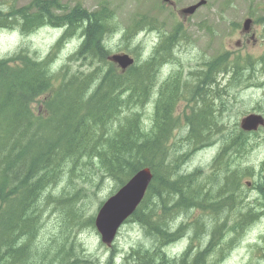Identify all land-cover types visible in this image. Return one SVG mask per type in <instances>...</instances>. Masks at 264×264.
<instances>
[{
	"label": "trees",
	"instance_id": "obj_1",
	"mask_svg": "<svg viewBox=\"0 0 264 264\" xmlns=\"http://www.w3.org/2000/svg\"><path fill=\"white\" fill-rule=\"evenodd\" d=\"M136 16L131 19L124 33L119 32L123 35V40L120 39L123 43L120 50L135 60L123 72L107 59L111 52L106 46L108 39L103 38L111 32L112 23L116 27L118 25L114 22L112 11L104 2L93 11H88L78 4L68 9L57 1L47 0L33 1L23 9L7 13L0 10V21H9L11 27L16 28L19 24L23 34L44 26L61 31L59 40L54 44L56 50L62 49L68 41L76 38L78 47L69 55L68 62L76 64L81 61L79 68L82 69L72 71L69 64L62 67L50 65V55L43 59L37 57L35 52L31 54L24 47L0 57V264H39V253L48 258L52 257V264L56 261V264H101L94 259L80 257L74 251V244L70 239L74 228L85 225L94 228L93 216L82 219L81 211L74 208L76 200L84 195L80 193L82 187L75 188L72 193L63 191L57 195L47 191L63 179H67L68 184L84 181L89 189H98L104 179H109L114 184L111 194L143 167L151 170L153 179L144 201L129 223H136L142 229L150 245L159 243V246L146 250L145 253L149 254L145 255V263L139 261L136 264H231L236 258L235 255L239 254L234 249L235 240L230 235V217L242 220L246 212L252 214L255 210H251L246 203L248 198L227 199L223 186L234 185L238 189L244 177L256 173L252 163L248 164L247 154H250L249 150L264 137L260 133L243 132L218 136V133L205 131L206 133L201 134L191 133L187 139L178 132V136L171 139L175 132L173 127L178 124V119L174 118L172 111L177 96L173 94L161 95L158 98L155 102L158 113H154L153 127L145 128L147 102L152 96V91L149 90H153L150 68L157 69L159 66L156 63L164 61L157 58L161 51L159 47L145 56L139 46L136 48L138 52L133 55L135 46L132 49L129 45L136 42L132 39L138 37L140 32L149 34L152 30H158L155 25L164 24L153 23L155 19L149 14ZM79 31L81 33H78ZM116 33L118 32L113 34ZM161 38H166V34L161 33ZM178 39H186L184 30L178 36L173 35L170 43ZM169 44L165 47L168 48ZM87 60L90 62L84 67ZM205 104L209 105V102L204 100ZM37 105L40 106L38 110ZM222 117L221 115L217 118V125L223 121ZM196 121L192 120L193 124L203 129L206 126H203V123L209 120L202 118L200 114V119ZM215 131H220V128ZM214 135L218 137V140L213 139L218 145V150L211 152V159L205 164H199L189 174L180 172L184 165L183 159L181 155L174 153L180 150L185 156L188 154L184 151L181 141L186 139L188 144L195 145L198 142L203 143L202 139L207 142ZM224 138L241 140L242 145L223 142ZM171 140L173 143L169 145ZM232 148L240 149L233 151ZM196 171H201L197 177L194 176ZM170 172H179L182 175L180 183L172 178L167 184L168 178L163 174ZM188 176L193 180H187ZM217 184L219 187H216ZM200 196L203 198L200 199ZM188 197L193 199L187 200ZM39 199L41 201L37 206ZM195 202L198 205H194ZM48 205L56 209L63 219L59 228L53 230L56 233L51 235L46 243L40 244L38 237L43 228L41 218ZM198 209L201 212L200 217L191 219V215ZM180 223L182 228L178 227ZM199 227L203 231L198 232ZM185 231L188 232L186 236L189 247L184 251V256L180 254L174 258L167 257L165 247L177 239L184 238ZM211 231L216 237L214 246L205 242ZM227 240L232 244L231 247L228 246ZM192 245L195 247H191ZM62 247L65 248L61 249ZM138 247L139 245L132 246L126 253V258H131V251L135 253ZM157 253L160 255L156 256ZM59 254L62 255L61 260H56L55 257ZM138 256L140 251L137 252V259ZM191 256H194V259H190ZM203 260L205 263H202ZM108 262L112 264L110 256L104 264Z\"/></svg>",
	"mask_w": 264,
	"mask_h": 264
},
{
	"label": "rangeland",
	"instance_id": "obj_2",
	"mask_svg": "<svg viewBox=\"0 0 264 264\" xmlns=\"http://www.w3.org/2000/svg\"><path fill=\"white\" fill-rule=\"evenodd\" d=\"M32 1H38V0H0V10L5 11V13L10 11H16L25 8ZM47 1H52V0H47ZM59 1L68 8H72L75 5L79 4L88 11L95 10L100 5V2H105L108 5L109 10L112 11V15L115 19L114 21L115 24L118 25V27H116L112 23L111 32L104 35L103 38V40L108 39L106 46L111 53L118 52L122 47L123 43H121L120 41L121 34H119V32L124 33L131 19L136 15L149 14V16L152 19L163 21V20H167L168 15L174 14V12L175 15L180 16V10L182 8H186L198 3V0H171L174 6L170 7L169 5H164L161 0H59ZM171 8L174 9V12L171 11ZM218 15L226 16L227 20H232L235 22L242 21L243 18H249L250 15H252L253 19L259 22L257 25H251L250 27V32L256 31L259 39H261V41L258 44L254 45L253 41L248 39L247 43H244V45L241 48L237 47L235 45V42L237 40L244 42L245 39L248 38V36L243 33V29L240 28L237 32L229 35L228 47L230 48H225V49L229 51H231L232 49L238 53H241L242 58L239 60V63L241 65L256 64V69H260L264 64V22L260 20L261 18H264V0H205V4L202 5L200 8H198L196 12L193 14V16H191L188 20L190 21V25L193 26L197 25L198 24L197 22H205L206 28H209L211 30L212 23L216 21L215 16ZM178 19L181 20V18ZM17 25H16L17 28L11 27V22L0 21V57H3L7 54L14 52L19 47H24L27 48L31 54L35 52L37 57L43 59L47 58L48 55H50L49 58L50 65L56 67H62L65 64H69L72 71L81 69L79 68L81 61L76 64H70V62H68V57L71 54V51L74 50L77 45L76 41L66 44L62 49L56 50V47L54 49V44L61 35V31H59L58 29H54L50 26H44L42 28L33 29L32 31L29 32H24L23 34L19 29L21 28L20 25L19 24ZM108 27H109V23H108ZM114 32H118V33L113 34ZM205 36L207 37V39H210L207 33L205 34ZM195 39L200 40L202 39V37L200 35H195ZM132 40L136 41L135 47L137 48V46H139V48H141L142 53L145 56H147L150 47L152 45L151 34L140 33L138 37H135ZM133 46H134V42H131L129 47L132 48ZM136 48L132 50L133 55H135L136 52H138L136 51L137 50ZM220 49L222 48H220V45L218 43V46L214 51V54L217 50ZM209 50H212V47ZM224 51L225 50H223L222 53H224ZM260 62L262 65L259 64ZM85 65H87V62L84 63V67ZM183 66H184L183 70L187 69L188 63H184ZM173 77H170L169 81H172ZM251 78L256 80H264V76H259V73H255L254 75H252ZM153 89L159 91L160 88L155 86L153 87ZM238 90L239 89L235 91V96L237 98V96L239 95V98H241L243 100L242 102H244L245 94L244 93L239 94ZM161 95H168V94L158 93L154 98H152L151 96V98H149L147 102L148 105L150 107L155 106L156 105L155 102L158 101V98ZM247 97L253 102H256L258 100L264 99V92L254 91L250 94H247ZM196 98H199V96H197ZM217 104L218 102H215V106H217ZM148 105L146 109V116L149 115ZM39 108L40 106L37 105V110ZM236 119H234L233 123L236 121ZM192 120L196 121L195 119ZM222 122L223 124L228 126L227 118H224ZM146 123L149 124V119H147ZM233 123L232 126L234 125ZM180 124L181 122H179L176 125L177 128L174 127L175 132H173L171 139L177 137L178 132H181L179 127ZM187 130L189 131L188 135H191L192 133L191 127L182 130L181 133L184 138H185L184 133L186 132L185 134L187 135ZM229 132L230 129L226 128L222 132L218 133V136H223L224 134H227ZM259 133L264 137V129ZM213 139L217 140L218 137H215L214 135L208 141H211ZM202 141L203 143H205L204 139H202ZM181 142L184 151L187 152L188 154L186 158L183 160L184 166L180 169V172H187V173L193 172L194 169L199 164L202 163L204 164L206 161L210 159L208 158L209 149H210L209 147H206L199 143L195 145L188 144L185 139L182 140ZM213 145H215L216 147V144H212L210 146L212 147ZM174 154L182 155V157L184 155L183 153H181L180 150L175 151ZM250 155H252V157ZM263 155H264V143L255 144L253 148L250 150V154H249L250 163L248 162V164L251 165V163L253 162L254 165H257ZM169 175L170 173H167L166 177H168ZM186 179L189 180V178ZM76 182L77 183L72 182L68 184L67 179H63L54 188H51L47 192H51L54 195L60 194L63 191L72 193L75 188L82 187L80 193L84 195L79 200H76L77 203L74 205V208L76 210L81 211L82 219L86 218L89 215L94 216L99 202L105 199L108 195H110V192L114 187L113 182L109 179H104L101 186L98 189H89L88 184L85 183L84 181H76ZM168 183L169 182H167V184ZM216 187H219V184ZM223 187H224L223 188L224 191L228 189L227 188L228 186H223ZM40 201H41L40 199L37 201L38 202L36 204L37 206H39ZM47 209L48 210H45L43 212L41 218L43 228L40 231V238H42L43 242L47 241V239H49L51 235L56 233L55 231L52 230L56 228L58 229L63 219L62 215L56 209L52 208L51 206H49V208ZM192 219L195 218L192 216ZM178 227H181V225L178 224ZM187 234L188 232L185 231L184 232L185 237L183 236L184 238H182L179 242L173 245H169L165 249L167 251L166 252L167 257L174 258L184 253V251L189 247V245L187 244L188 242V236H186ZM70 239L74 244V249H75L74 251L80 257L94 259L97 263L105 262L109 257V255L111 254H114L113 259L115 260V263L113 262V264H123V262L127 263L129 259L126 258V256H128L126 255V253L130 251L132 246L135 247L137 245L143 246L142 248H144V250L140 252V256L138 259H135L136 256L135 253L132 254V263L136 264L139 263V261H143V260L146 261L145 258L146 250L154 249V247L159 246V243H154V244L152 243L151 244L152 247H151V245H149V242L146 240L145 236L143 235L142 229L136 223H132V222L126 226H123L120 229V233L117 235L116 239L113 242L114 245L111 248H109L110 246H106L101 243L98 234L96 233L95 229L92 226L85 225L82 227L74 228L71 231ZM214 240H216V237H214ZM254 241H256L259 244V246H263V242L258 241L257 239H254ZM191 247H195V246L192 245ZM64 248L65 247H62L61 249ZM114 252L117 254H115ZM61 253L63 252L61 251ZM159 255L160 253L156 254V256ZM235 256L236 258L242 259V256L239 254H236ZM249 256L250 255L248 254L247 260H249ZM61 257L62 255L59 254L55 258L56 260H61ZM192 257L194 256H191V258ZM51 260L52 257L48 258L39 253V257H38L39 264H52ZM56 262L53 264H56Z\"/></svg>",
	"mask_w": 264,
	"mask_h": 264
},
{
	"label": "flooded vegetation",
	"instance_id": "obj_3",
	"mask_svg": "<svg viewBox=\"0 0 264 264\" xmlns=\"http://www.w3.org/2000/svg\"><path fill=\"white\" fill-rule=\"evenodd\" d=\"M183 20V25L166 31V38H161L159 34H156L155 43L152 44L151 51H153L157 46L159 49H162L165 45L170 43L171 37L173 35L178 36L182 30H185L186 33L193 34L196 27L189 25L185 17H183ZM243 20L244 19H242V21L235 22L232 20H227L226 16H222L221 26L220 21L216 16V21L212 24L211 30L210 39L212 51L210 54L208 52L195 51L193 42L190 43L189 49L186 51H182V47H180V45L184 44L183 41L180 40L175 43L171 51L173 60L169 64V67H159L157 69L153 67L150 68L149 75L153 77V86L160 88L159 91L154 89L152 90V98H154L158 93L165 94L170 92V94H173L174 96L177 95L179 96L180 100L184 99V101L181 103L180 111H184L187 115L191 114V107L193 105L191 102L187 103L186 101H192L195 104V111H197L198 114L200 112L202 118L206 116L205 119L210 120L209 122L205 123L207 124V127L205 126L204 129H201L204 131L220 133L226 128H229L231 133L243 132L257 134L262 131L264 129V125L260 128H257L258 130L256 131L244 130L240 125L245 115L251 111V113L255 112L259 115H262L264 119V106L258 108L255 105L257 101L253 102L247 97V94H250L254 91L264 92V80H256L251 78L255 73H259V76H264V64L262 65L261 62L259 63L262 65L260 69H256V64L241 65L238 62L242 58L241 53H238L232 49L231 51L225 49L230 48L228 47L229 35L237 32L240 28L242 29ZM260 20L264 22V18H261ZM258 23L259 22L257 20L252 19L250 27L251 25H257ZM243 33L246 34L248 38L245 39L244 42L237 40L235 42L237 47L241 48L244 43H247L248 39L253 41L254 45L261 41L256 31L250 32V28L248 31L243 30ZM221 34L222 37L219 41ZM218 43L222 49L217 50L214 54ZM223 50H225L224 53H222ZM184 63H188V68L185 70H183ZM220 63L221 68L218 67V64ZM170 77H173L172 81H169ZM237 89H239V94H245L244 102H242L243 100L239 98V95L237 96L238 99L236 98L235 91ZM197 96H199L198 102L193 100V98H196ZM202 96L205 98H202ZM149 98H151V96ZM204 100L208 101L209 105H204ZM259 101L264 102V99ZM215 102H218L217 106H215ZM151 109L154 113L153 107H151ZM219 114L223 116V119L227 118L228 126L225 124L219 126L216 123L211 126L213 120L219 118ZM234 119H236V121L233 123ZM232 123L234 124L233 126ZM216 128H220V131L216 132ZM195 132H197V128L195 129ZM237 140L238 139L235 140V138L224 139V141L231 143V145L232 142H235L237 145H242V141ZM232 149L233 151H236L240 148ZM216 150H218L217 144ZM259 195L264 202V179L261 182ZM231 198H241L238 189L234 187V185L231 187L228 186V199Z\"/></svg>",
	"mask_w": 264,
	"mask_h": 264
},
{
	"label": "water",
	"instance_id": "obj_4",
	"mask_svg": "<svg viewBox=\"0 0 264 264\" xmlns=\"http://www.w3.org/2000/svg\"><path fill=\"white\" fill-rule=\"evenodd\" d=\"M197 6L187 8L182 12L191 14ZM247 23H249L248 20ZM111 60L119 63L122 67L132 62L127 56H114ZM262 124V119L256 115H249L241 122L242 128L249 131L256 130ZM150 180V170L141 169L113 196L108 198L98 210L94 225L104 244L109 245L113 241L120 226L133 214L141 202Z\"/></svg>",
	"mask_w": 264,
	"mask_h": 264
},
{
	"label": "bare ground",
	"instance_id": "obj_5",
	"mask_svg": "<svg viewBox=\"0 0 264 264\" xmlns=\"http://www.w3.org/2000/svg\"><path fill=\"white\" fill-rule=\"evenodd\" d=\"M104 24H105V23H104ZM32 25H33V24H32ZM153 25H154V24H153ZM78 26H79V25H78ZM107 26H108V25H107ZM107 26H106V27H107ZM149 26H150V25H149ZM20 27H21V26H20ZM150 27H151V26H150ZM152 27H153V26H152ZM104 28H105V27H104ZM110 28H111V27H110ZM110 28H109V29H110ZM137 28H139V27H137ZM153 28H154V27H153ZM105 29H106V28H105ZM143 29H146V28H143ZM143 29H142V30H143ZM62 30H64V29H62ZM127 30H128V29H127ZM148 30H149V29H148ZM76 31H77V30H76ZM80 31H81V30H80ZM80 31H79L78 33H81ZM62 32H63V31H62ZM75 33H76V32H75ZM75 33H74V34H75ZM78 33H77V34H78ZM62 35H63V34H62ZM60 36H61V35H60ZM77 36H81V35H77ZM77 36H76V37H77ZM81 37H82V36H81ZM122 37H123V35H122ZM124 37H125V36H124ZM84 38H85V37H84ZM171 38H172V37H171ZM71 39H72V38H71ZM74 39H76V38H74ZM80 39H81V38H80ZM121 39H122V38H121ZM129 39H130V38H129ZM58 40H59V39H58ZM122 40H123V39H122ZM77 41H78V40H77ZM79 41H80V40H79ZM124 41H126V40H124ZM76 43H78V42H76ZM129 43H130V42H129ZM79 44H80V43H79ZM125 44H126V43H125ZM134 44H135V42H134ZM132 45H133V44H132ZM125 46H126V45H125ZM134 46H135V45H134ZM126 47H127V46H126ZM75 48H76V47H75ZM105 48H106V46H105ZM135 48H136V47H135ZM135 48H134V49H135ZM102 49H104V48H102ZM132 49H133V48H132ZM75 51H76L75 49H74L73 51H71V54H72L73 52H75ZM94 56H95V55H94ZM94 58H95V57H94ZM96 60H97V59H96ZM91 62L94 64L93 61H91ZM105 63H107V62L105 61ZM105 63H104V64H105ZM95 64H96V63H95ZM97 64H98V63H97ZM107 65H108V64H107ZM107 65H106V66H107ZM91 66H92V64H91ZM98 66H99V65H98ZM101 66H102V65H101ZM92 67H93V66H92ZM92 67H91V69H92ZM94 67H95V66H94ZM96 68H97V67H96ZM92 70H93V69H92ZM94 71H95V70H94ZM76 72H77V71H76ZM95 82H96V81H95ZM98 82H99V81H98ZM97 84H98V83H97ZM97 84H96V85H97ZM148 84H149V83H148ZM148 84H147V87H148ZM149 85H150V84H149ZM153 85H154V84H153ZM151 87L153 88V87H155V86H152V85H151ZM200 87H201V86H200ZM203 87H204V86H203ZM92 89H93V87H92ZM147 89H148V88H147ZM149 89H150V88H149ZM195 89H196V88H195ZM202 89H203V88H202ZM109 90H110V89H109ZM151 91H152V90H149V92H151ZM144 92H145V91H144ZM145 94H146V93H145ZM166 94H170V92H168V93H166ZM140 95H141V94H140ZM197 95H198V94H197ZM110 96H111V95H110ZM107 97H108V96H107ZM115 99H116V98H115ZM193 100H196V101L198 102V101H199V98H196V99H193ZM70 101H71V100H70ZM105 101H106V100H105ZM69 107H70V106H69ZM112 108H113V107H112ZM120 109H121V108H120ZM168 110H169V109H168ZM171 110H172V108H171ZM222 110H223V109H222ZM121 111H122V110H121ZM165 111H166V110H165ZM172 111H173V110H172ZM170 112H171V111H170ZM170 112H168L169 115H170ZM123 113H124V112H123ZM127 113H128V112H127ZM166 115H167V114H166ZM123 116H124V115H123ZM130 116H131V115H130ZM157 116H158V115H157ZM207 116H208V115H207ZM110 117H111V116H110ZM117 117H118V116H117ZM135 117H136V116H135ZM205 117H206V116H205ZM205 117H204V118H205ZM136 119H137V118H136ZM166 119H167V118H166ZM210 119H211V118H210ZM114 120H116V119H114ZM120 120H121V119H120ZM154 120H156V119H154ZM160 120H162V119H160ZM198 120H199V119H198ZM208 120H209V119H208ZM121 121H122V120H121ZM201 121H202V120H201ZM124 122H125V121H124ZM139 122H140V121H139ZM161 122H163V121H161ZM167 122H168V121H166V123H167ZM195 122H197V121H195ZM199 122H200V121H199ZM202 122H203V121H202ZM208 122H209V121H208ZM128 123H129V122H128ZM159 123H160V122H159ZM171 123H172V122H171ZM171 123H170V125H171ZM206 123H207V122H206ZM111 124H112V123H111ZM113 124H114V123H113ZM172 124H173V123H172ZM212 124H213V123H212ZM160 125H161V124H160ZM167 125H168V124H167ZM167 125H166V126H167ZM194 125H195V124H194ZM204 125H207V124H204V123H203V126H204ZM140 126H141V125H140ZM168 126H169V125H168ZM168 126H167V127H168ZM203 126H201V128H202ZM240 126H241V125H240ZM116 127H117V126H116ZM161 127H162V126H161ZM161 127H160V128H161ZM175 127H176V126H175ZM206 127H207V126H206ZM141 128H142V127H141ZM147 128H148V127H147ZM154 128H155V127H154ZM158 128H159V127H158ZM163 128H165V127H163ZM176 128H177V127H176ZM203 129H204V128H203ZM133 130H134V129H133ZM170 130H171V129H170ZM190 130H191V129H190ZM256 130H258V129H256ZM256 130H255V131H256ZM134 131H135V130H134ZM146 131H148V130H146ZM149 131H150V130H149ZM151 131H152V130H151ZM153 131H154V130H153ZM161 131H162V130H161ZM166 131H167V130H166ZM141 133L143 134V133H145V132H141ZM161 133H162V132H161ZM168 133H169V132H168ZM185 133H186V132H185ZM185 133H184V135H185V138H186V137L188 136V134H189V131L187 130V135H186ZM205 133H206V132H205ZM157 134H158V133H157ZM192 134H193V133H192ZM209 134H210V133H209ZM144 135H145V134H144ZM158 135H159V134H158ZM158 135H157V136H158ZM170 135H171V133H170ZM206 135H208V134H206ZM210 135H211V134H210ZM161 136H162V134H161ZM198 136H199V135H198ZM159 137H160V135H159ZM165 137H166V136H165ZM167 137H168V136H167ZM191 137H192V136H191ZM203 137H204V136H203ZM196 138H197V137H196ZM199 138H200V137H199ZM210 138H211V137H210ZM221 138H222V137H221ZM186 139H187V138H186ZM186 139H185V140H186ZM189 139H190V137H189ZM189 139H188V140H189ZM193 139H194V138H193ZM200 139H201V138H200ZM200 139H199V140H200ZM208 139H209V138H208ZM224 139H225V138H224ZM105 140H106V139H105ZM158 140H159V139H158ZM162 140H163V139H162ZM166 140H167V139H165V141H166ZM183 140H184V139H183ZM194 140H195V139H194ZM194 140H193L192 142H194ZM217 140H218V139H217ZM205 141H206V140H205ZM237 141H238V140H237ZM111 142H112V141H111ZM166 142H167V141H166ZM197 142H198V141H197ZM224 142H226V141H224ZM84 143H85V142H84ZM205 143H206V142H205ZM207 143H208V142H207ZM253 143H254V142H253ZM255 143H256V142H255ZM154 144H155V143H154ZM212 144H216V143H215V142H213V143L211 142L210 144H207V146H208V147H211L210 145H212ZM92 145H94V144H92ZM203 145H204V144H203ZM240 145H241V144H240ZM223 146H224V145H223ZM252 146H253V145H252ZM212 147H213V146H212ZM241 147H242V146H241ZM255 147H256V146H255ZM221 148H222V147H221ZM249 148H250V147H249ZM252 148H253V147H252ZM252 148H251V149H252ZM23 149H24V148H23ZM225 149H226V148H225ZM84 151H85V150H84ZM220 151H221V149L219 150V152H220ZM249 151H250V150H249ZM219 152H218V153H219ZM245 152H246V151H245ZM252 152H253V151H252ZM225 154H226V153H225ZM254 154H255V153H254ZM178 155H179V154H178ZM216 155H217V154H216ZM221 155H223V154L221 153ZM245 155H246V154H245ZM248 155H249V153L247 154V156H248ZM252 155H253V154H252ZM252 155H250V156L252 157ZM181 156H182V155H181ZM219 157H221V156H219ZM248 157H249V156H248ZM251 157H250V158H251ZM82 158H83V157H82ZM179 158H180V157H179ZM185 158H186V156L183 155V157H182L181 159L184 160ZM215 158H216V157H215ZM225 159H228V158L225 157ZM229 159H230V157H229ZM181 161H182V160H181ZM222 161H223V160H222ZM229 161H231V159H230ZM249 161H250V160H249ZM222 163H223V162H222ZM224 163H225V162H224ZM252 163H253V162H252ZM209 164H210V163H209ZM215 164H216V163H215ZM218 164H219V163H218ZM226 165H227V164H226ZM219 166H220V165H219ZM221 167H222V166H221ZM251 168H252V167H251ZM178 169H179V168H178ZM197 171H198V170H197ZM197 171H196V173H195V175H194L195 177H197V175H199L200 172H201V171H200V172L198 173ZM173 172H175V170H174ZM173 172H170V175H169L168 177H166V174H167V173H166V174H163V176H165L166 178H168V181H167V182H169L172 178H174L175 180L179 181V183H180V180H181V178H182V175L179 174V172H178V173H173ZM211 173H212V172H211ZM243 173H245V172H243ZM212 175H214V174H212ZM191 176H192V174H191ZM218 176H219V175H218ZM183 177H184V176H183ZM186 177H187V176H186ZM186 177H185V178H186ZM188 177H189V176H188ZM192 177H193V176H192ZM192 177H189V180H193ZM221 177L223 178L224 176L222 175ZM217 178H218V177H217ZM219 178H220V177H219ZM225 178H226V177H225ZM225 178H224V179H225ZM174 179H173V180H174ZM182 179H183V178H182ZM209 180H210V179H209ZM218 180H220V179H218ZM118 181H119V180H118ZM155 181H156V180H155ZM221 181H222V180H221ZM226 181H227V180H226ZM174 182H175V181H174ZM192 182H193V181H192ZM221 183H222V182H221ZM227 183H228V182H226V184H227ZM195 184H196V183H195ZM196 185H197V184H196ZM199 185H200V183H199ZM217 185H218V184H217ZM217 185H216V186H217ZM227 185H228V184H227ZM181 186H182V184H181ZM181 186H179V188H180ZM192 187H193V186H192ZM196 187H197V186H196ZM212 187H213V186H212ZM229 187H230V186H229ZM175 188H176V187H175ZM198 188H199V187H198ZM214 188H215V187H214ZM223 188H224V187H223ZM227 188H228V187H227ZM189 189H190V188H189ZM232 189H233V188H232ZM210 190H211V189H210ZM181 191H182V190H181ZM184 191H185V190H184ZM168 192H170V191H168ZM212 192H213V191H212ZM221 192H222V191H221ZM164 193H165V192H164ZM173 193H174V192H173ZM179 193H180V191H179ZM181 193H182V192H181ZM217 193H218V192H217ZM219 194H220V193H219ZM224 194L226 195V197H227V199H228V189L224 191ZM183 195H184V194H183ZM174 196H175V195H174ZM176 197H177V196H176ZM176 197H175V198H176ZM184 197H185V196H184ZM205 197H206V196H205ZM188 198H189V197H188ZM168 199H169V198H168ZM172 199H173V198H172ZM181 199H182V198H181ZM190 199L192 200L193 198H189V199H187V200H190ZM200 199H202V197H201ZM232 199H233V198H232ZM234 199H235V198H234ZM63 200H65V199H63ZM176 200H177V199H176ZM176 200H175L174 202H176ZM205 200H206V199H205ZM200 201H201V200H199V202H200ZM203 201H204V200H203ZM220 201H221V200H220ZM193 202H194V201H193ZM196 202H197V201H196ZM196 202H195V203H196ZM208 202H209V201H208ZM217 202H218V201H217ZM239 202H240V201H239ZM65 203H66V202H65ZM168 203H169V200H168ZM190 203H191V202H190ZM219 203H220V202H219ZM222 203H225V202H222ZM228 203H229V202H228ZM228 203H227V205H228ZM233 203H234V202H233ZM66 204H68V203H66ZM163 204H164V203H163ZM220 204H221V203H220ZM231 204H232V203H231ZM235 204H236V202H235ZM235 204H234V205H235ZM238 204H239V203H238ZM176 205H177V204H176ZM194 205H198V204L196 203V204H194ZM242 205H243V203H242ZM48 206H49V205H48ZM61 206H63V205H61ZM171 206H173V204H172ZM171 206H170V207H171ZM238 206H239V205H238ZM249 206H250V205H249ZM64 207H65V206H64ZM165 207H166V206H165ZM170 207H169V208H170ZM229 207H230V206H229ZM232 207H233V206H232ZM232 207H231V208H232ZM48 208H49V207H48ZM246 208H247V207H246ZM62 209H63V208H62ZM68 209H69V207H68ZM72 209H73V208H72ZM176 209H177V208H176ZM234 209H235V208H234ZM243 209H245V208H243ZM47 210H48V209H47ZM58 210H59V209H58ZM174 210H175V209H174ZM177 210H178V209H177ZM187 210H188V209H187ZM206 210H207V209H206ZM210 210H211V209H210ZM224 210H226V209H224ZM230 210H231V209H230ZM246 210H247V209H246ZM65 211H66V209H65ZM178 211H181V210H178ZM183 211H184V209H183ZM248 211H249V210H248ZM250 211H251V210H250ZM250 211H249V212H250ZM185 212H186V211H185ZM185 212H184V213H185ZM178 213H180V212H178ZM224 213H225V212H224ZM247 213H248V212H247ZM249 214H250V213H249ZM249 214H248V215H249ZM174 215H175V214H174ZM180 215H181V214H180ZM220 215L222 216V212H221ZM250 215H251V214H250ZM67 216H68V215H67ZM76 216H77V214H76ZM67 218H69V216H68ZM70 218H71V217H70ZM170 219H171V218H170ZM66 220H67V219H66ZM205 221H206V220H205ZM209 221H210V220H209ZM210 222H211V221H210ZM205 223H206V222H205ZM70 224H71V223H70ZM180 225H181V223H180ZM207 225H209V224H207ZM211 225H212V224H210L209 226H211ZM168 226H169V225H168ZM200 226H201V225H200ZM209 226H208V227H209ZM181 227H182V226H181ZM205 227H206V225H205ZM202 228H203V227H202ZM202 228H201V229H202ZM206 228H207V227H206ZM212 228H213V227H212ZM212 228H211V229H212ZM218 228H219V227H218ZM196 229H197V227H196ZM198 229L200 230V227H199ZM215 229H216V228H215ZM224 229H225V228H224ZM227 229H229V228H227ZM173 230H174V229H173ZM178 230H179V229H178ZM192 230H193V229H192ZM199 230H198V232L203 231V230H200V231H199ZM209 230H210V229H209ZM209 230H208V231H209ZM217 230H218V229H217ZM217 230H215V231H217ZM220 230H221V229H220ZM147 231H148V230H147ZM147 231H146V232H147ZM161 231H162V230H161ZM171 231H172V230H171ZM181 231H182V230H181ZM183 231H184V230H183ZM183 231H182V232H183ZM213 231H214V229H213ZM177 232H178V231H177ZM182 232H181V233H182ZM194 232H195V231H194ZM149 233H150V232H149ZM195 233H196V232H195ZM195 233H194V234H195ZM206 234H207V233H206ZM206 234H204V235H206ZM214 234H215V233H213V232L211 231V233H210L208 236L206 235V236H207V237H206L207 240H205L206 243H211L212 246H214L213 242L216 241V240H214ZM72 235H74V234H72ZM192 235H193V234H192ZM230 235H231V234H230ZM191 237H192V236H191ZM204 237H205V236H204ZM73 238H74V237H73ZM195 239H196V238H195ZM202 239H203V238H202ZM76 240H77V239H76ZM148 241H149V240H148ZM215 243H216V242H215ZM200 244H201V243H200ZM149 245H150V244H149ZM155 246H156V245H155ZM142 247H143V246H139L138 249H137V251L135 252V255H136V256H135V259H137V252H138V251L141 252L142 250H144V248H142ZM151 247H152V245H151ZM153 247H154V245H153ZM157 247H158V246H157ZM216 247H217V246H216ZM206 249H207V248H206ZM212 249H213V248H212ZM132 250H133V249H132ZM200 250H201V248H200ZM214 250H215V249H214ZM212 251H213V250H212ZM199 252H200V251H199ZM114 253H115V252H114ZM185 253H186V252H184L183 254H181V256H182V255L184 256ZM195 253H196V252H195ZM195 253H194V254H195ZM200 253H201V252H200ZM115 254H117V253H115ZM132 254H133V253H132V251H131V253H130L131 258H129V261H128L127 263H124V262H123V264H133V263H132ZM146 254H147V253H146ZM210 254H211V253H210ZM113 255H114V254H111V255H110V260H111L110 263H112V264H113V262L115 263V260L113 259ZM200 255H201V254H200ZM202 255H203V254H202ZM206 255H207V254H206ZM124 256H125V255H124ZM124 256H123V257H124ZM206 257H208V256H206ZM114 258H115V257H114ZM138 258H139V256H138ZM180 258H181V257H180ZM125 259H126V258H125ZM190 259H194V257H192V258L190 257ZM190 259H189V260H190ZM139 260H140V259H139ZM123 261H124V260H123ZM201 261H202V260H201ZM203 261H204V260H203ZM125 262H126V260H125ZM143 262L145 263V261H143ZM190 262L192 263V261H190ZM195 262H196V261H195ZM162 263H163V262H162ZM173 263H174V262H173ZM202 263H205V261L202 262ZM108 264H109V262H108ZM134 264H135V263H134ZM147 264H148V262H147ZM159 264H160V263H159ZM171 264H172V262H171ZM174 264H175V263H174ZM188 264H189V263H188Z\"/></svg>",
	"mask_w": 264,
	"mask_h": 264
}]
</instances>
